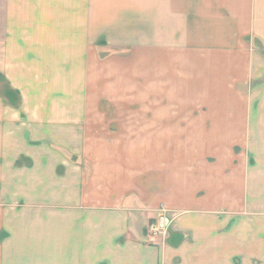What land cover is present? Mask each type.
Masks as SVG:
<instances>
[{
	"label": "crops",
	"instance_id": "0c3cea01",
	"mask_svg": "<svg viewBox=\"0 0 264 264\" xmlns=\"http://www.w3.org/2000/svg\"><path fill=\"white\" fill-rule=\"evenodd\" d=\"M128 1L126 12L133 14L135 0ZM153 2L142 0L143 45L146 51L159 48V63L164 48L191 54L199 47H250L256 78H262L264 0ZM96 5L100 0H0V127H15L31 159L29 166L8 169L24 177L0 183V264H236L252 249L235 209L242 194L224 184L223 201L215 205L213 185L183 177L199 173L192 157L183 166L175 152V162L167 165L162 143L181 135L169 140L146 127L143 193L128 177L110 188L100 178L87 195L84 168L66 158L87 152L88 46L102 13ZM146 72L150 94V66ZM230 203L234 209L225 206ZM154 223L174 238L153 237L148 226Z\"/></svg>",
	"mask_w": 264,
	"mask_h": 264
},
{
	"label": "rangeland",
	"instance_id": "374dc122",
	"mask_svg": "<svg viewBox=\"0 0 264 264\" xmlns=\"http://www.w3.org/2000/svg\"><path fill=\"white\" fill-rule=\"evenodd\" d=\"M100 2L96 8L102 13L97 14V30L91 27L92 44L88 46L87 152L83 158L65 155L84 168L87 195L100 178H105L103 186L110 188L117 178L126 184L130 177L141 193L142 157L149 145L143 139L148 124L151 135L160 133L169 140L181 135L180 140L162 143L167 147L166 164L175 162V152L176 157L182 154L183 166L186 158L192 157L199 173L183 177L213 185L219 198L213 199L215 205L225 196L219 190L222 185L238 188L242 195L236 198L239 205L235 209L244 218L252 249L248 246L235 263L264 264V73L256 78L255 52L250 47H231L223 52L199 47L190 54L186 48L182 52L164 48V62L159 63V48L151 46L146 51L143 45L142 0L134 1L133 14L126 12L128 0ZM153 34L157 32L151 29ZM261 54L264 57V51ZM148 56L150 94L146 93ZM166 56L178 60L167 62ZM17 137L15 127H0V183L20 180L23 175L8 169L31 164L30 157L24 155L30 149L21 146ZM27 144L29 148L33 142ZM58 173L63 175V164ZM166 177L169 183L173 176ZM2 188L0 198L4 199ZM232 205L225 206L234 209ZM148 228L162 241L174 238L169 235L172 231L156 223Z\"/></svg>",
	"mask_w": 264,
	"mask_h": 264
}]
</instances>
